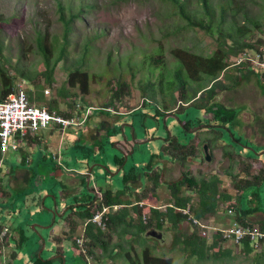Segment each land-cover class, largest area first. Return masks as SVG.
Wrapping results in <instances>:
<instances>
[{"label": "rangeland", "instance_id": "374dc122", "mask_svg": "<svg viewBox=\"0 0 264 264\" xmlns=\"http://www.w3.org/2000/svg\"><path fill=\"white\" fill-rule=\"evenodd\" d=\"M59 1L64 8L65 16L76 13L78 10L80 13L79 17L71 23L72 31L67 38L66 53L53 65L49 84L41 75L44 70L43 57L36 50L35 35L39 33L44 36L47 45L53 44L51 65L52 60L57 57V46L62 43L63 29L53 0H0V66L3 65L10 75L24 73L27 79H15V86L26 89L32 88L35 83L36 86L33 89L41 92L44 100H53L57 110L72 113V110L77 109L83 112L89 105L91 116L88 122L83 124L86 127L80 132L83 138L87 137L90 131L93 132L92 128L99 122L104 123V128L111 124L103 138L108 143L103 144L102 150L94 149V164L88 167L89 172L85 181L94 192L99 190L98 188L115 190L122 185L121 173L130 166L140 169L149 159L150 154L159 151V146L163 144L161 138L167 133L177 135L182 140L186 138V135H181V129L175 117L178 115L179 119L183 118L182 114L169 115L170 112L154 120L149 117L151 109L145 107L138 109L133 115L124 112L139 106L142 100L141 86L147 82L154 83L158 79L159 72L162 75L160 84L162 92L169 91L166 81L172 78L177 61L174 58V50H187L191 53L206 55L215 47L217 32L205 33L199 29H187L184 27V22L174 13L172 4L164 0ZM223 1L212 0L216 12L219 11L217 3ZM187 5L190 8L194 7L196 0H187ZM263 9V0H229V3H226L224 18L231 22V27L226 29L228 23L224 24L226 36L224 42L229 40L227 34H230L233 39L245 40L253 45L254 39L258 36L264 39ZM245 11L249 17L258 15L260 24L258 29L244 20ZM254 46L257 49L261 48L259 44ZM258 53L254 49H245L239 57L228 59L226 68L218 78L228 82L223 76L227 72L241 76V80L228 90H219L213 99L216 103L234 109L235 116L232 123L228 124V128L240 139L239 147L235 145L234 151L245 156L256 155L264 150V82L257 73H246L250 65L257 66L255 62L260 60V53ZM243 54L247 56L243 60L244 64L236 66L240 61L238 58ZM76 60L79 63H76ZM74 67L81 68L89 74L87 94H81L77 87H68L65 82L68 70ZM117 81H124L127 84V92L121 95L122 101H114L115 107H112L108 105V101L112 90L117 88ZM95 108L104 111L91 113ZM131 135L134 137L133 140ZM151 135H153L152 138ZM199 135L204 137L211 134L200 132ZM53 137V140L57 142L60 135L55 132ZM102 137L99 140H102ZM223 138L230 140V135L224 134ZM193 140L198 142L199 137L196 136ZM114 142H117L119 147ZM122 142H129L130 145L127 146ZM222 143L223 141L216 140L215 147L212 149L206 146L208 161L204 160L202 147L198 146L196 156L188 161V168L192 175H208L213 171L223 174L224 169L229 165L236 169V165L221 154ZM27 145L31 146L32 143L28 141ZM123 147L125 149H122ZM250 147L255 149V152ZM122 150L127 154L125 155ZM31 151L32 155H36V148ZM114 155L123 156L121 166L117 167L114 163ZM3 157L9 162H14L18 159V152L6 150ZM63 157L65 158L62 160L67 161L69 167L70 161L75 163L73 156ZM157 157L160 159L154 158L156 160L154 163L161 167L162 183L178 177L180 166L177 160L165 159L162 155ZM256 158L260 164L264 163V153L257 154ZM45 160L46 166H37L38 175L34 176L32 182L28 184L29 189H34L40 200L44 202L43 204L38 202L37 205L29 202L24 210H20L19 216L11 219L12 224L19 223L22 227L24 240L17 246L3 248L5 264H26L30 259L29 252L33 249H36V253L40 250L41 259H49L50 264H128L120 257L112 261L88 257L84 262L67 240H61L59 253L54 252L56 244L51 238L64 229L58 223L62 203H69L72 199L71 194L63 199L59 196L60 183L68 188H75L76 192L81 188L79 179L83 177L73 173L64 175L66 171L60 169L51 170L52 163H49L48 158ZM257 162H252L253 170L257 169ZM76 166L79 168L80 165L76 164ZM83 174L86 176V173ZM221 177L223 184L228 185L227 177L224 175ZM35 180L37 184L34 183ZM8 185L13 187L11 179L8 180ZM163 186L157 192L160 200L164 202L167 192ZM257 191L260 199L259 206L264 208V182ZM249 192L250 190H245L242 193L241 202L244 205H246L245 197ZM16 202L18 203L19 199ZM213 216L218 219L217 224L220 228L230 224L228 214L222 210H217ZM24 217L27 219L26 225ZM32 224H35L34 228L31 227ZM161 232L162 238L157 239L151 236L148 244L155 243L152 252L155 255H171L174 258V264H264L260 251L258 253L257 250H253L245 255L233 246L230 258L214 262H196L192 258L184 260L180 251L175 248L170 249L169 232L165 229ZM38 239H42L43 244ZM225 244L230 243L225 242ZM135 247L139 251V244H135ZM10 250L15 252L13 258L6 257ZM60 255L63 256V261Z\"/></svg>", "mask_w": 264, "mask_h": 264}, {"label": "trees", "instance_id": "16d2710c", "mask_svg": "<svg viewBox=\"0 0 264 264\" xmlns=\"http://www.w3.org/2000/svg\"><path fill=\"white\" fill-rule=\"evenodd\" d=\"M53 1L63 29L62 43L57 46V57L52 60L51 65L53 44L47 45L43 35L39 33L35 35L36 50L43 57L44 70L41 75L47 84H49V75L53 65L61 60L66 53L67 38L72 31L71 23L79 17L80 13L78 10L76 13H69L65 16L60 1ZM164 1H169L172 4L174 13L184 22V27L190 30L199 29L205 33L216 31L217 42L206 55L191 53L187 50H174V58L177 61L172 78L166 81L169 91L162 92L160 88L162 75L159 72L158 79L154 83L147 82L141 86L142 100L139 106L136 109L130 108L124 113L133 115L135 111L145 107L151 109L149 117L154 120L170 112L169 115L182 114L183 118L179 119L178 115L175 117L180 126L181 135H186V138L182 140L177 135L167 133L165 137L161 138L163 144L159 146V151L150 154L149 159L140 169L130 166L121 173L122 185L118 189L98 188L99 190L94 192L86 184L85 174L80 176L83 177L79 179L81 188L76 192L75 188H68L60 183L59 195L61 198L71 194L72 199L69 203H62L59 219L63 223L64 229L54 238L52 237L56 244L53 249L55 253L60 252L61 240H67L75 252L78 251L76 254L84 262L88 257L111 261L120 257L128 264H174V258L171 255H155L152 253L155 243L148 244L151 238L147 235L148 232H158L164 229L171 235L170 249L175 248L180 251L184 260L192 258L196 262H214L230 258L232 246L238 248L245 255L253 251L247 240H242L240 245L231 243L226 245L227 241L216 230L208 231L206 236H202L197 225L187 219V214L180 212L179 209L185 207H188V213L192 218L200 221L208 220L217 210H222L228 213L231 222L241 225L256 224L259 229L264 230V221L253 222L247 219V215L257 210L259 199L257 188L264 182V163L257 162L256 155L245 156L234 151V146L239 147L238 142H240V139L234 136L228 128V124L232 123L235 116L234 109L213 101L219 90H228L241 80V76L227 72L223 76L228 82H223L218 78L226 68L228 59L239 57L245 49H254L260 53V58L264 60V39L259 36L254 39V45L259 44L260 49H257L251 42L233 39L230 34H227L229 40L224 42L226 37L224 29L231 27V22L224 18L226 3H229V0L217 3L219 8L217 12L212 5V0H196V5L191 8L188 7L187 0ZM243 18L256 29L260 27L258 15L249 17L245 11ZM225 23L228 24L224 28ZM237 29L240 30V28ZM76 63L79 61L76 60ZM243 64L242 60L236 66ZM247 70L246 73H257L264 82V69L249 66ZM14 71L16 72V70ZM17 78L24 80L27 79V76L24 73L10 75L3 65L0 66V101L13 94L16 89L14 80ZM88 81L89 74L78 67L69 69L65 80L68 87H77L81 94H87ZM116 84L117 88L112 90L108 101V105L112 107H115L113 102H121V95L127 92V84L124 81H117ZM35 86L36 84L33 83L32 88L23 89L28 102L46 109H56L55 102L44 100L41 92L33 89ZM105 107L107 108V106ZM102 110L95 108L91 113L102 112ZM72 111L73 113L80 112L77 109ZM59 112L65 116L70 115L69 111L59 110ZM90 116L89 114L86 117L84 124L88 122ZM110 126L104 128V123L99 122L92 128L93 132L90 131L84 138L80 135L82 128L80 126L75 128L71 138L67 139V149H70V156H73L75 163L80 165L79 168L77 167L78 170L86 173L88 167L94 164V149L102 150L103 144L108 143L103 138ZM200 132H208L211 135L201 137ZM224 134H229L230 140L224 139ZM101 136H103L102 140H99ZM196 136L199 137L198 142L193 140ZM152 137L153 135H151ZM216 140L223 141L220 146L221 154L236 165V169L234 170L229 165L224 169L223 174L213 171L208 175H192L188 168V161L196 156L198 146L202 147L205 142L206 146L212 149L215 147ZM28 141L35 143L36 139L31 135H25L18 141V147L15 150L18 152V159L15 162H9L3 157L4 153L1 155L0 152V158H2L0 166V231L3 227L6 228L4 236L0 238V249L9 248L11 245L17 246L24 240L22 227L20 224H12L11 219L18 216L20 210L27 207L29 202L34 205L38 204L39 195L34 189L28 187L29 182H32L33 177L37 174L36 167L38 166L30 165L31 153L26 147ZM114 144L119 147L117 142ZM65 152L63 151V156H65ZM159 155L164 156L165 159L178 161L180 166L178 177L162 183L160 180L161 167L154 163L156 161L154 158L160 159L157 157ZM41 158V160L48 158L49 163H52L51 170L66 171V162L59 165L51 154L43 155ZM113 161L119 167L123 162V156L114 155ZM253 161L257 162L255 170L252 169ZM6 167H8L9 173L15 168L21 171L17 179L14 176L13 187L8 185L9 173L5 172ZM221 175L227 177L228 185L223 184ZM161 186L167 192L164 202L160 200L157 192ZM245 190H250V192L245 197L246 207L243 208L241 201L242 193ZM17 197L22 199L21 204L16 202ZM161 205H163L162 208ZM102 207H105L102 215L104 227L100 228L89 219L95 211ZM24 220L26 225L27 219ZM181 222L186 223L185 227L180 226ZM78 236L82 237L83 252L75 243V238ZM135 244H139V251ZM260 249L264 252V245ZM8 255H6L7 258L10 257ZM26 264H50V260L41 259L39 255H36Z\"/></svg>", "mask_w": 264, "mask_h": 264}, {"label": "built area", "instance_id": "2783aa9c", "mask_svg": "<svg viewBox=\"0 0 264 264\" xmlns=\"http://www.w3.org/2000/svg\"><path fill=\"white\" fill-rule=\"evenodd\" d=\"M245 58H247V56L243 54V56L238 59L242 61ZM259 59L260 60L255 62L257 66L254 67L264 69V60L260 58V54ZM80 112L78 114L72 112L70 115L65 116L57 109H46L45 107L30 104L24 90L20 86H16L12 96H8L5 100L0 101L1 155L6 150L15 151L18 147V141L20 139H22L25 135H33L39 129L56 126L63 131L68 127L82 126L86 117L90 114L89 106H87L83 112ZM179 210L182 214H187V219H190L193 224L197 225L199 233L202 236H206L208 231L216 230L221 233L222 238L233 245H240L242 240H247L253 250H259L261 246L264 245V230L259 229L256 224L241 225L231 222L224 228H216L205 224L203 221L192 218L188 213V207L181 208ZM104 211L105 207L95 211L89 221L94 223L96 226L103 228L104 222L102 215ZM5 232L6 228L3 227L0 231V238L4 236ZM75 243L80 247V251L83 252L84 249L82 248L81 236L75 238ZM3 248L0 249V264H5ZM77 252L78 251H76V253Z\"/></svg>", "mask_w": 264, "mask_h": 264}, {"label": "crops", "instance_id": "0c3cea01", "mask_svg": "<svg viewBox=\"0 0 264 264\" xmlns=\"http://www.w3.org/2000/svg\"><path fill=\"white\" fill-rule=\"evenodd\" d=\"M78 114V113H77ZM82 129H84L86 126L85 125H82V126H80ZM75 128L76 127H68V128H66L65 130H63V131H61L60 130V128L59 127H56V126H52V127H48V128H45V129H39V130H37L33 135H31V136H33V137H35V139H36V141H35V143H32V145L31 146H26L28 149H29V151H30V153H31V155H30V165L31 166H36V165H38V166H45V164L47 163L46 162V160H41L42 158V156L43 155H45V156H47V155H49V154H51V156H54L55 157V160H56V162L58 163L59 162V164L60 165H62V164H64L65 162H66V164H67V161H65V160H62V158H65V157H63V155H62V153H63V151H66L65 152V156H70V149H67V144H68V142H67V139L68 138H71V135L74 133V130H75ZM132 130V129H131ZM58 133L59 135H60V137H58V140H57V142L56 141H54L53 140V133ZM67 132H69V133H67ZM42 139H40V138ZM131 137H132V140L134 139V137L131 135ZM122 143H125L127 146H128V144H129V142L127 143V142H122ZM130 145V144H129ZM37 149V153H35L36 155H32V151L31 150H34V149ZM54 149H55V151H54ZM47 150H50V151H47ZM2 159V158H1ZM15 162V161H14ZM71 165H70V167L68 166V165H65L66 167V172L64 173V175L66 174V173H73V174H75V175H82L83 174V172L82 171H80V170H78L77 169V166H76V163H74L73 161H70L69 162ZM2 164V163H1ZM1 166V165H0ZM38 171H39V169H37V173H38ZM5 172L8 174L9 173V169H8V167H6V169H5ZM20 173H21V171L18 169V168H15L11 173H9V175H8V180H12V183L14 184V181H15V179H14V176H15V178L17 179V177L20 175ZM37 175L38 174H36L35 176L37 177ZM87 176V175H86ZM80 177V176H79ZM10 186V185H9ZM60 196V195H59ZM61 197V196H60ZM18 198V197H17ZM19 199V198H18ZM17 199V200H18ZM54 199V198H53ZM22 199H19V203L21 204V201ZM38 200V202H40L41 204H43V200L41 199L40 200V198H38L37 199ZM260 199H258V205H257V210L256 211H254V212H252L251 214H249V215H247V219L248 220H250V221H253V222H259V221H264V208H262V207H260L259 206V203H260V201H259ZM242 204V207L244 208V207H246V205H244L243 203H241ZM25 209V207L22 209V210H24ZM21 214V212H19L18 213V216ZM228 214V213H227ZM26 217H24V219H25ZM218 219L216 218V217H214V216H212V217H210L206 222H204L205 224H207V225H209V226H213V227H216V228H220L219 227V225L217 224L218 223V221H217ZM228 221L231 223V219L229 218L228 219ZM13 222V221H12ZM58 223H60L61 225H62V227L64 228V225H63V223L60 221V222H58ZM16 223H14V225H15ZM19 224V223H18ZM229 224V223H228ZM180 226H182V227H185V222H181V224H180ZM228 226V225H227ZM224 228V227H223ZM61 231V230H60ZM59 231V232H60ZM160 234H162V232L161 231H158ZM170 234V233H169ZM171 236V235H170ZM52 239V238H51ZM41 240L42 239H38V241L39 242H41ZM37 241V242H38ZM53 241V240H52ZM54 242V241H53ZM42 243V242H41ZM43 244V243H42ZM38 245H39V243H38ZM8 249V248H7ZM36 249H33V251H31V252H29V256H30V259L28 260V261H30L31 260V258L32 257H34V256H36V254L37 255H39V251H37V253H36V251H35ZM261 250V249H260ZM260 250H257L258 252L260 251ZM260 252H262L261 254H262V257L264 258V252H263V250L262 251H260ZM8 253V252H7ZM11 253H12V258H13V256L15 255V252H9L8 254L11 256ZM9 255H8V257H9Z\"/></svg>", "mask_w": 264, "mask_h": 264}, {"label": "water", "instance_id": "95a60500", "mask_svg": "<svg viewBox=\"0 0 264 264\" xmlns=\"http://www.w3.org/2000/svg\"><path fill=\"white\" fill-rule=\"evenodd\" d=\"M242 146H243V147H246V146H244V145H242ZM247 148H248V147H247ZM250 148H251V147H250ZM122 149H125V148L123 147ZM251 150H252L253 152H255L253 148H251ZM122 151H123V150H122ZM123 152H124V151H123ZM202 152H203V158H204V160L208 161V160H209V155H208L207 150H206V144H202ZM260 153H264V150L258 152L257 154H260ZM124 154L126 155L127 153L124 152ZM257 154H256V155H257ZM124 158H125V157H124ZM88 172H89V169H88V171L86 172V175H87V176H88ZM87 176H86V180H87ZM86 183H87V181H86ZM34 225H35V224H32L31 227L34 228ZM147 235L152 236V237H155V238H157V239H160V233H159V232L150 231V232L147 233ZM60 257H61V260L63 261V256L60 255Z\"/></svg>", "mask_w": 264, "mask_h": 264}, {"label": "flooded vegetation", "instance_id": "af4514ba", "mask_svg": "<svg viewBox=\"0 0 264 264\" xmlns=\"http://www.w3.org/2000/svg\"><path fill=\"white\" fill-rule=\"evenodd\" d=\"M163 237V234H160V238H162Z\"/></svg>", "mask_w": 264, "mask_h": 264}, {"label": "bare ground", "instance_id": "6f19581e", "mask_svg": "<svg viewBox=\"0 0 264 264\" xmlns=\"http://www.w3.org/2000/svg\"><path fill=\"white\" fill-rule=\"evenodd\" d=\"M10 96H12V95H10Z\"/></svg>", "mask_w": 264, "mask_h": 264}]
</instances>
